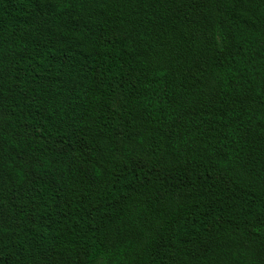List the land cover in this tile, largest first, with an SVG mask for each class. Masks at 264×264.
<instances>
[{"label":"trees","instance_id":"1","mask_svg":"<svg viewBox=\"0 0 264 264\" xmlns=\"http://www.w3.org/2000/svg\"><path fill=\"white\" fill-rule=\"evenodd\" d=\"M0 264H264V0H0Z\"/></svg>","mask_w":264,"mask_h":264}]
</instances>
